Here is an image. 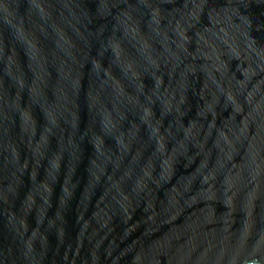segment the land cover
<instances>
[{
  "label": "water",
  "instance_id": "95a60500",
  "mask_svg": "<svg viewBox=\"0 0 264 264\" xmlns=\"http://www.w3.org/2000/svg\"><path fill=\"white\" fill-rule=\"evenodd\" d=\"M0 264H264V0H0Z\"/></svg>",
  "mask_w": 264,
  "mask_h": 264
}]
</instances>
